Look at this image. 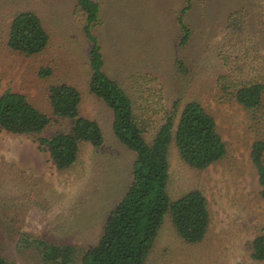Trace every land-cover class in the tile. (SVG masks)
Here are the masks:
<instances>
[{"label":"rangeland","instance_id":"1","mask_svg":"<svg viewBox=\"0 0 264 264\" xmlns=\"http://www.w3.org/2000/svg\"><path fill=\"white\" fill-rule=\"evenodd\" d=\"M96 1L100 21L92 31L104 69L131 96L146 139L168 111L198 100L215 116L228 149L222 160L197 169L171 145V198L200 189L212 219L202 241L187 243L167 216L148 264H259L252 244L264 234V198L250 150L264 139V99L247 110L233 91L242 82H264V0H192L183 15L191 30L186 44L176 20L186 0ZM26 9L40 15L50 34L45 50L30 56L7 44L12 18ZM83 25L74 0H0V95L24 94L55 118L50 85H74L81 114L97 120L104 136L99 147L83 143L77 161L58 169L37 136L0 133V255L12 264H50L42 255L45 242L74 246L69 264H78L131 180L135 155L116 137L113 111L89 90L91 44ZM43 68L51 73L42 76ZM69 126L52 120L43 135Z\"/></svg>","mask_w":264,"mask_h":264},{"label":"trees","instance_id":"2","mask_svg":"<svg viewBox=\"0 0 264 264\" xmlns=\"http://www.w3.org/2000/svg\"><path fill=\"white\" fill-rule=\"evenodd\" d=\"M192 3V0H186L187 6L176 18L183 32L180 44L189 41L191 30L183 15L191 9ZM74 9L84 21L83 31L91 44L89 90L113 111L114 133L135 155L131 180L124 194L108 214L98 241L80 253L78 264H148L167 216L179 237L187 243L202 241L212 219L209 201L200 189L171 198L168 192L171 145H175L188 165L204 169L226 156L227 144L215 116L198 100L184 103L180 110L175 106V110L168 111L152 140H147L136 118L131 96L104 69L102 47L92 31L100 21L99 3L96 0H74ZM49 42L50 34L36 11L26 9L15 13L7 35V44L12 50L35 55L44 51ZM50 73V68H43L40 72L42 76ZM233 97L247 110L258 109L264 99V82L250 80L236 84ZM49 101L55 118L40 110L26 95L6 90L0 95V133L37 136L55 166L66 169L77 161L83 143L95 147L102 145L103 131L97 120L81 114L82 95L76 86L68 83L50 85ZM55 119L68 120L70 126L44 136ZM250 158L264 198L263 138L251 145ZM75 252L72 245L45 242L42 255L50 264H69L75 260ZM252 257L264 264V234L254 238ZM0 264L12 263L0 255Z\"/></svg>","mask_w":264,"mask_h":264}]
</instances>
